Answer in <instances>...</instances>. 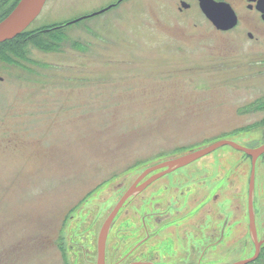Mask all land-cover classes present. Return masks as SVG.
<instances>
[{"label": "rangeland", "instance_id": "rangeland-1", "mask_svg": "<svg viewBox=\"0 0 264 264\" xmlns=\"http://www.w3.org/2000/svg\"><path fill=\"white\" fill-rule=\"evenodd\" d=\"M19 1L0 0V21ZM223 1L239 17L229 30L217 29L199 0H47L25 35L0 45V264H96L105 220L131 186L165 170L158 165L223 139L264 144V21L249 0ZM65 22L82 48L33 41ZM189 169L213 174L194 190V222L212 210L237 223L215 261L252 256V157L223 145L174 171ZM163 175L127 213L133 195L125 199L109 251L123 255L140 241L141 213L159 198L174 203L173 189L152 196L155 185H172ZM254 206L264 240V153Z\"/></svg>", "mask_w": 264, "mask_h": 264}, {"label": "flooded vegetation", "instance_id": "flooded-vegetation-1", "mask_svg": "<svg viewBox=\"0 0 264 264\" xmlns=\"http://www.w3.org/2000/svg\"><path fill=\"white\" fill-rule=\"evenodd\" d=\"M247 6L250 10H255L260 13L261 19L264 21V4L259 3L258 0H249ZM250 34L251 33H249V35ZM149 169H151V167L147 168V170ZM205 171L206 172L203 176L201 173H194V171L190 169L185 173H176L172 170L170 173L163 175H173L176 173L170 180L172 181V185L168 184L166 180L164 183L155 185L152 190L155 193V196H152L154 198H159L164 195L162 191L165 192L167 189L169 191L170 189H173L172 199L174 200V203L170 199L169 202L164 205L162 199L159 198L154 204L156 210L153 213H141V222L136 226V231L139 235L142 234L143 237L137 244L133 246L130 244L131 247L123 255H119L117 249L109 251L107 245L108 238L115 224L114 222L117 217H119L118 212L106 239L105 264H107V261L108 264H225L216 262L215 260L219 258V256L222 255L221 257H223L225 255L223 248L226 249V246L230 244V236L232 233H235L238 228L237 223L233 222L232 218L226 217L223 213L213 212L212 210L207 212L204 219L195 223L193 220L194 214L190 211L192 198L195 197L193 195L194 190L196 191L200 187L202 189H204V187L207 188L209 184L205 182V179L213 177V174L210 171L206 169ZM154 175L155 173L153 172L150 175H147L145 179H140L141 181L136 183V186H141ZM158 179H160V177L132 194V198L130 196V198L128 197L129 199L126 200V202H128L127 204L125 202L123 207L125 208V213L128 212V208L126 207L130 201L139 196L145 197V193L158 181ZM199 180L200 182L201 180H204V182H201L202 184L200 185ZM211 180H213V182H219L220 178L215 177ZM218 195H220V193H213V200L216 199ZM219 197L220 196H218V199ZM254 203L255 195L253 206ZM171 209L174 210L172 211ZM208 218L211 219L209 220ZM249 230L251 233L250 225ZM152 239L154 242L150 243V240ZM263 248L264 243L261 245V251ZM213 254L217 255V257L211 259L210 255ZM98 255L97 240L96 264L98 261Z\"/></svg>", "mask_w": 264, "mask_h": 264}, {"label": "water", "instance_id": "water-1", "mask_svg": "<svg viewBox=\"0 0 264 264\" xmlns=\"http://www.w3.org/2000/svg\"><path fill=\"white\" fill-rule=\"evenodd\" d=\"M47 0H20L16 7L11 11V13L0 21V43L7 40H11L18 36L21 32L25 31L32 22L37 18L41 13ZM259 3L264 4V0H258ZM183 7L188 8L189 4L185 1L182 2ZM199 6L205 16L213 23V25L219 30H229L233 28L238 23V16L232 7V5L223 0H199ZM107 8L101 10L103 12ZM97 12V13H100ZM96 14V13H95ZM81 19V18H79ZM77 19V20H79ZM75 20V21H77ZM223 145H230L238 150L244 151L252 157L253 169L250 179L249 187V214H250V228L253 240L255 242V254L247 259L240 260L232 264H247L249 262L257 259L260 253V247L263 240H258L257 231L255 227V214L253 207V198L255 190V164L257 158L264 153V144L256 147L249 148L247 146L241 145L235 141L229 139L219 140L209 146L204 148L189 152L180 157L167 160L166 162L158 165L159 167H166L164 171L155 174L148 181H146L141 186L137 187L136 184L132 186L119 201L117 206L112 210L106 221L104 222L98 239V261L97 264H105V246L108 232L111 228L112 222L117 215L120 207L122 206L125 199H127L132 194L136 193L138 190L144 188L146 185L162 176L163 174L170 172L178 167L184 166L188 163H191L207 153L215 150L218 147ZM152 169V168H151ZM151 169L147 170L150 171Z\"/></svg>", "mask_w": 264, "mask_h": 264}, {"label": "trees", "instance_id": "trees-1", "mask_svg": "<svg viewBox=\"0 0 264 264\" xmlns=\"http://www.w3.org/2000/svg\"><path fill=\"white\" fill-rule=\"evenodd\" d=\"M69 25H71V22H65V23H60V24H55V25L49 26V28H46V30H45V37L44 38L42 37L41 40H38L39 37H41V36H38L39 35L38 32L34 33V34H31V37H34L33 41L35 42V44H37V45L41 44L46 49H49V50L60 51V50L63 49L64 44L65 43H69L70 41H71L70 45L72 47H74L76 49L77 48H82V46L76 40H70V37H69V35L67 33V28H68ZM26 30L21 32L16 37L25 35L26 34ZM8 41H11V40H7L5 42H2V43H0V45L8 43ZM1 56H2L3 59H6V55L4 53H2ZM258 259H256V260H258ZM256 260H254V262H250V263H247V264H256L257 263Z\"/></svg>", "mask_w": 264, "mask_h": 264}]
</instances>
